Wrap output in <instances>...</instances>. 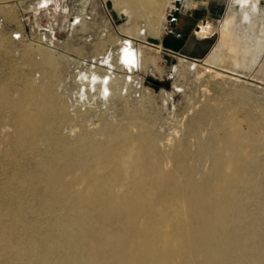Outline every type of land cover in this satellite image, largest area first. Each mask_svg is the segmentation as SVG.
<instances>
[{
  "label": "bare ground",
  "instance_id": "6f19581e",
  "mask_svg": "<svg viewBox=\"0 0 264 264\" xmlns=\"http://www.w3.org/2000/svg\"><path fill=\"white\" fill-rule=\"evenodd\" d=\"M113 2L136 20L163 4ZM37 54L52 78L53 55ZM13 78L15 92L0 82V140L12 148L0 153V264H264V134L252 112L243 129L207 103L187 128L191 148L162 143L136 115L76 131L52 81Z\"/></svg>",
  "mask_w": 264,
  "mask_h": 264
},
{
  "label": "rangeland",
  "instance_id": "374dc122",
  "mask_svg": "<svg viewBox=\"0 0 264 264\" xmlns=\"http://www.w3.org/2000/svg\"><path fill=\"white\" fill-rule=\"evenodd\" d=\"M114 3L0 2V82L15 92L14 73L33 86L52 81L70 107L76 131L128 124L136 115L162 143L188 142L192 148L187 128L207 103L223 102L220 108L243 129L252 112L264 134V0H236L223 10L209 5L191 34L180 39L164 31L170 0H163L158 14L139 20ZM244 3L254 6L245 11ZM191 37L205 47L196 58L182 52ZM42 49L56 62L51 80L38 67ZM3 130L0 125V134ZM5 149L12 150L0 140V153ZM33 162L28 156L25 167Z\"/></svg>",
  "mask_w": 264,
  "mask_h": 264
},
{
  "label": "crops",
  "instance_id": "0c3cea01",
  "mask_svg": "<svg viewBox=\"0 0 264 264\" xmlns=\"http://www.w3.org/2000/svg\"><path fill=\"white\" fill-rule=\"evenodd\" d=\"M235 3L236 0H186L185 7L183 8L179 18L178 29L184 35L191 34L197 22L206 16L209 5V7H211V5H215L213 7H217L219 5L223 10V8H229ZM157 48L159 49V47ZM202 48L205 47H202L199 43H194L193 37H191L190 40L188 39V42L182 49V52L190 58H196L203 52Z\"/></svg>",
  "mask_w": 264,
  "mask_h": 264
},
{
  "label": "built area",
  "instance_id": "2783aa9c",
  "mask_svg": "<svg viewBox=\"0 0 264 264\" xmlns=\"http://www.w3.org/2000/svg\"><path fill=\"white\" fill-rule=\"evenodd\" d=\"M186 0H170L165 11V34L177 39L183 37V33L179 31V18L185 7Z\"/></svg>",
  "mask_w": 264,
  "mask_h": 264
},
{
  "label": "water",
  "instance_id": "95a60500",
  "mask_svg": "<svg viewBox=\"0 0 264 264\" xmlns=\"http://www.w3.org/2000/svg\"><path fill=\"white\" fill-rule=\"evenodd\" d=\"M149 82L156 85V86H159L160 85V82L158 81H155V80H152V79H149Z\"/></svg>",
  "mask_w": 264,
  "mask_h": 264
}]
</instances>
